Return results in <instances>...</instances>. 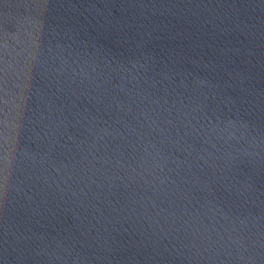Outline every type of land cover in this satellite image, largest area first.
<instances>
[{
	"label": "water",
	"instance_id": "water-1",
	"mask_svg": "<svg viewBox=\"0 0 264 264\" xmlns=\"http://www.w3.org/2000/svg\"><path fill=\"white\" fill-rule=\"evenodd\" d=\"M0 264H264V0H0Z\"/></svg>",
	"mask_w": 264,
	"mask_h": 264
}]
</instances>
